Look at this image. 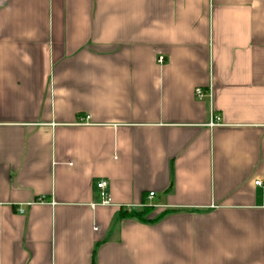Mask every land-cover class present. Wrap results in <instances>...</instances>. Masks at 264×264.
<instances>
[{"label":"crops","instance_id":"0c3cea01","mask_svg":"<svg viewBox=\"0 0 264 264\" xmlns=\"http://www.w3.org/2000/svg\"><path fill=\"white\" fill-rule=\"evenodd\" d=\"M0 264H264V0H0Z\"/></svg>","mask_w":264,"mask_h":264},{"label":"built area","instance_id":"2783aa9c","mask_svg":"<svg viewBox=\"0 0 264 264\" xmlns=\"http://www.w3.org/2000/svg\"><path fill=\"white\" fill-rule=\"evenodd\" d=\"M162 60H163L162 57L158 58L159 62H162ZM205 95H206L205 92L201 91L200 89L196 90V96L198 98L201 99ZM209 95H210V93L208 92V96ZM87 119H88V116H85L84 118L80 119V122H83V121L85 122V120H87ZM218 120H219V118L217 116H213L212 120L210 122V125H213V124L217 123ZM255 183L259 184L260 181H256ZM95 187L98 190V194H99V197H100V202L99 203L100 204H109L110 203V195H109V192H108V183H107V181L104 180V179H99V180L96 181ZM153 195H154V193L151 192V193L148 194V197L151 198ZM132 209H133V207H131V206L127 207V211H130Z\"/></svg>","mask_w":264,"mask_h":264},{"label":"trees","instance_id":"16d2710c","mask_svg":"<svg viewBox=\"0 0 264 264\" xmlns=\"http://www.w3.org/2000/svg\"><path fill=\"white\" fill-rule=\"evenodd\" d=\"M151 207L144 205L141 208L138 209H132L130 211L120 209V214L121 217H131L138 219L140 221H147V222H152L157 220L159 217H161L165 212L159 216H156L155 218H147L149 216Z\"/></svg>","mask_w":264,"mask_h":264}]
</instances>
